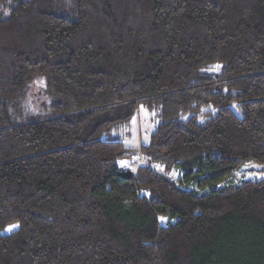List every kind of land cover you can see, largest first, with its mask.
I'll return each instance as SVG.
<instances>
[{"label": "trees", "instance_id": "16d2710c", "mask_svg": "<svg viewBox=\"0 0 264 264\" xmlns=\"http://www.w3.org/2000/svg\"><path fill=\"white\" fill-rule=\"evenodd\" d=\"M255 162L264 0H0V264H264Z\"/></svg>", "mask_w": 264, "mask_h": 264}, {"label": "rangeland", "instance_id": "374dc122", "mask_svg": "<svg viewBox=\"0 0 264 264\" xmlns=\"http://www.w3.org/2000/svg\"><path fill=\"white\" fill-rule=\"evenodd\" d=\"M34 94L36 98L41 99V103H44L47 101V98H45L44 94H43V82L39 81L37 84H35L34 86ZM159 120L153 116V112L148 111L147 109H145L143 107V105H141V107L136 111V113L131 116L129 118V121H127L128 123H123L121 124V126L119 127V132H121V134L119 135L123 140H125V142L130 145H134V146H139L141 145L142 142H148L150 140V134L152 132V130L156 129V125L157 122ZM142 152H139L138 154L140 155ZM137 155L135 158L131 159H138L137 157L139 156ZM143 154H141L142 156ZM124 159L120 160V163L125 162L126 166L125 168L127 170H130L131 168L133 170L136 169V167L141 163V161H143V157L142 160L139 161V159L137 160L138 162L135 164H131V161H123ZM264 176V166L262 164H259L257 162L252 163V164H248V165H244L243 170H242V174H241V179H255L258 177ZM160 220L163 224H167V222L171 221L170 218H166V217H162L159 216ZM19 226L18 223H12L10 225H8L4 230H2L3 233H7L10 232L7 229L11 228V230L16 229Z\"/></svg>", "mask_w": 264, "mask_h": 264}, {"label": "water", "instance_id": "95a60500", "mask_svg": "<svg viewBox=\"0 0 264 264\" xmlns=\"http://www.w3.org/2000/svg\"><path fill=\"white\" fill-rule=\"evenodd\" d=\"M121 173V175L123 176V177H125V178H132V176L134 175V173H133V171L131 170V171H121L120 172Z\"/></svg>", "mask_w": 264, "mask_h": 264}, {"label": "built area", "instance_id": "2783aa9c", "mask_svg": "<svg viewBox=\"0 0 264 264\" xmlns=\"http://www.w3.org/2000/svg\"><path fill=\"white\" fill-rule=\"evenodd\" d=\"M137 158L139 159V161L142 160V156H141V155H139ZM138 159L131 160V164L133 165V164H135V162L137 163V162H138V161H137ZM142 162H143V161H141V163H142Z\"/></svg>", "mask_w": 264, "mask_h": 264}, {"label": "snow or ice", "instance_id": "6c2138e0", "mask_svg": "<svg viewBox=\"0 0 264 264\" xmlns=\"http://www.w3.org/2000/svg\"><path fill=\"white\" fill-rule=\"evenodd\" d=\"M8 231H10L11 230V228H9V229H7Z\"/></svg>", "mask_w": 264, "mask_h": 264}]
</instances>
